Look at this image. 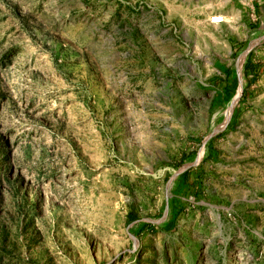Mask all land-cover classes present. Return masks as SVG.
Returning a JSON list of instances; mask_svg holds the SVG:
<instances>
[{"label":"rangeland","instance_id":"rangeland-1","mask_svg":"<svg viewBox=\"0 0 264 264\" xmlns=\"http://www.w3.org/2000/svg\"><path fill=\"white\" fill-rule=\"evenodd\" d=\"M208 1L0 0V264H264V19Z\"/></svg>","mask_w":264,"mask_h":264},{"label":"crops","instance_id":"crops-1","mask_svg":"<svg viewBox=\"0 0 264 264\" xmlns=\"http://www.w3.org/2000/svg\"><path fill=\"white\" fill-rule=\"evenodd\" d=\"M182 5L183 4H181V6ZM176 6L179 7V5H176ZM192 7H194L193 4H192ZM195 7H197L199 12L204 14L205 16L204 24L205 25H210L207 22L208 14L211 15L213 13H220L223 16L228 18L227 22L229 24L231 22L236 21L235 17H233L235 13L238 14V20L242 18L244 19V13H246L247 10H249L250 8H251V11L254 8L256 11V14L258 15L261 11L260 13V16H262L261 19H264V0H217V1H208L207 3L196 4ZM211 26H215V25H211Z\"/></svg>","mask_w":264,"mask_h":264},{"label":"trees","instance_id":"trees-1","mask_svg":"<svg viewBox=\"0 0 264 264\" xmlns=\"http://www.w3.org/2000/svg\"><path fill=\"white\" fill-rule=\"evenodd\" d=\"M246 69H248V71H251V66H250V64L247 61H245L244 65H243V74L246 71ZM225 74L226 75L228 74L227 70H226ZM227 76H229V75H227ZM236 85H237L236 77H232L230 82H228L227 84L224 85L223 97L226 98V99H230L232 97V95L234 94L235 90H236ZM186 177H187L186 171H182V172L179 173V178L181 179V181H185ZM170 226H172V222L169 221V222H167L165 224L164 227L168 228Z\"/></svg>","mask_w":264,"mask_h":264},{"label":"built area","instance_id":"built-area-1","mask_svg":"<svg viewBox=\"0 0 264 264\" xmlns=\"http://www.w3.org/2000/svg\"><path fill=\"white\" fill-rule=\"evenodd\" d=\"M224 16L220 13H213L207 17V22L210 25H218L224 23Z\"/></svg>","mask_w":264,"mask_h":264}]
</instances>
